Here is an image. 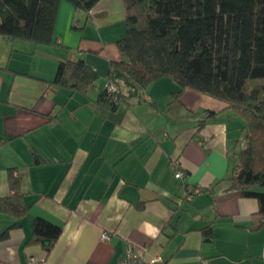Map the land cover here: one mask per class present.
I'll list each match as a JSON object with an SVG mask.
<instances>
[{
    "label": "crops",
    "instance_id": "0c3cea01",
    "mask_svg": "<svg viewBox=\"0 0 264 264\" xmlns=\"http://www.w3.org/2000/svg\"><path fill=\"white\" fill-rule=\"evenodd\" d=\"M124 29L122 0L88 13L61 1L54 43L0 36V198L14 169L25 208L0 241V264H119L129 244L142 264H264V229L251 230L258 203L224 180L244 145L240 118L189 88L174 100L170 77L113 110L97 103ZM77 60L96 73L91 88L50 85L60 63ZM37 218L61 228L48 252L25 244ZM12 223L0 213V232Z\"/></svg>",
    "mask_w": 264,
    "mask_h": 264
},
{
    "label": "trees",
    "instance_id": "16d2710c",
    "mask_svg": "<svg viewBox=\"0 0 264 264\" xmlns=\"http://www.w3.org/2000/svg\"><path fill=\"white\" fill-rule=\"evenodd\" d=\"M61 1L88 13L101 0H0V36L36 46L54 43ZM122 3L125 29L116 41L120 59L110 63L106 80L117 93L104 87L97 103L113 110L126 99L140 100L153 81L170 77L179 88L174 100L189 88L225 104L242 121L245 138L224 180L257 201L260 221L251 230L264 229V0ZM96 80V73L77 60L60 63L49 83L86 90ZM7 181L10 194L0 198V213L11 215L14 223L0 232V241L25 213L14 169L7 170ZM60 233L59 226L37 218L25 244L38 243L48 252ZM202 235L211 240L212 225L203 228Z\"/></svg>",
    "mask_w": 264,
    "mask_h": 264
},
{
    "label": "built area",
    "instance_id": "2783aa9c",
    "mask_svg": "<svg viewBox=\"0 0 264 264\" xmlns=\"http://www.w3.org/2000/svg\"><path fill=\"white\" fill-rule=\"evenodd\" d=\"M105 88L107 89V91L111 94H116L117 93V89L116 87L108 82L105 84ZM176 164L174 166V178L177 180H181L185 177V173L180 170L175 168ZM186 196L187 199L189 200L191 198V190L188 189L186 192ZM102 240H108V234L107 233H103L101 235ZM144 260V252L143 250H134L133 247L129 244L126 247V257L124 259H122L119 264H142Z\"/></svg>",
    "mask_w": 264,
    "mask_h": 264
},
{
    "label": "rangeland",
    "instance_id": "374dc122",
    "mask_svg": "<svg viewBox=\"0 0 264 264\" xmlns=\"http://www.w3.org/2000/svg\"><path fill=\"white\" fill-rule=\"evenodd\" d=\"M115 24H116V27H114V29H118V28H119V23H115ZM240 143H241V142H239V144H238V146H237V150H239V149L241 148V144H240ZM235 163H236V158H233V159L231 160V167L234 166ZM185 199H187L186 194H185Z\"/></svg>",
    "mask_w": 264,
    "mask_h": 264
}]
</instances>
